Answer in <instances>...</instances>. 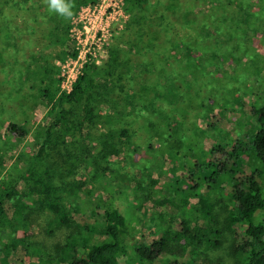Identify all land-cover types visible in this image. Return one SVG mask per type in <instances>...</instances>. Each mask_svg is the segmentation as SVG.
Instances as JSON below:
<instances>
[{
	"label": "trees",
	"instance_id": "16d2710c",
	"mask_svg": "<svg viewBox=\"0 0 264 264\" xmlns=\"http://www.w3.org/2000/svg\"><path fill=\"white\" fill-rule=\"evenodd\" d=\"M99 1L71 0L74 15L66 20L50 12L45 0H0V84L7 87L6 93L0 90V108L16 102L22 108L18 100L33 95L37 105L44 109L41 121L32 122L35 127L29 121H15L0 112V127L8 120L4 132L0 128V264H26L25 257L40 258L38 264H119L118 257L126 256L127 242L133 234L129 220L119 208L108 205L99 211L101 222L88 213L84 230L76 224V218L85 214L87 200L99 191L98 185L109 170L108 166L103 167L105 158L98 147L103 148L109 137L117 138L121 150L125 149L122 140L129 141L131 137L128 124L137 121L142 110L154 118L150 117L145 127L151 134L158 128H168L173 114L190 107L187 102L192 101L202 82L197 75L204 79L208 74L215 76L209 80V92L216 95L221 81L216 77L224 64L234 68L248 62V55L253 52L250 38L257 35V25L264 30V0H190L186 2L188 15L183 23L164 16L155 21L146 17L151 10L176 13L175 7L170 8L172 2L167 5L169 0H155V5L150 0H124L128 21L113 37V44H127L136 64L125 65L118 71L116 81L111 82L108 71L88 59L71 89L64 91L60 87L59 64L75 58L77 53L70 37L74 18L82 8L94 7ZM175 29L184 30L185 37ZM183 56L192 61L191 67L184 65ZM255 56L258 59L252 53L251 57ZM140 60L144 65H140ZM149 81L162 83L164 91H153L140 105L138 93ZM162 104L171 106L167 115ZM101 107L106 114L105 129L96 122ZM205 108L208 116L217 109L213 105ZM30 136L33 144L20 148ZM242 141L240 138L236 143L244 147ZM246 142L252 150L253 164L258 162L260 170L250 171L238 156L230 165L215 158L214 154L224 149L211 143L203 189L192 178L188 179L194 187L186 188L204 194L205 210H181L184 214L179 230L172 233L170 241L161 239L150 248L143 244L134 246L137 264H161V257L166 259L167 255L174 259L164 264H182L180 256L189 250L219 248L225 234L231 236L230 253L235 259L230 264H264V190L260 183V171L264 173V130ZM66 144L77 146L75 153L66 156L87 172L86 180H82L81 174L72 179L74 196L83 198L81 205L66 197L51 169V156ZM8 149L17 151L12 160L6 155ZM239 170L248 174L230 189L231 207L214 192L225 190ZM147 198L150 199L149 195ZM184 198L181 207L177 203L174 206L186 208L189 195ZM224 206L226 216L220 225L213 212ZM48 215V236L61 228L69 231L64 244L54 246L53 254L28 235L37 220ZM174 244L178 249L172 247Z\"/></svg>",
	"mask_w": 264,
	"mask_h": 264
},
{
	"label": "rangeland",
	"instance_id": "374dc122",
	"mask_svg": "<svg viewBox=\"0 0 264 264\" xmlns=\"http://www.w3.org/2000/svg\"><path fill=\"white\" fill-rule=\"evenodd\" d=\"M189 1L169 0L167 5L172 2L170 8L175 7L176 13L151 10L148 11L146 17L148 16L151 21H155L158 16H164L171 20L176 18V20H181V23H183L187 18L184 16L188 15L186 2ZM150 3L155 5V0H150ZM175 4L177 5L173 6ZM74 19L76 22L72 37L75 40L77 38V52L79 54L76 60H67L59 64L64 90L70 89L71 83L76 78L86 55H91V59L98 66L108 71L107 74L111 82L116 81L118 71L124 68L125 65L136 64L137 61L133 59L129 48L126 47L127 44L120 46L113 44V37L123 30L128 21L122 2L120 3L119 0H101L96 8H83L80 10ZM175 30L180 31L182 37H185L186 32L184 30ZM256 31H254V34L257 35L250 38V41H252L250 48L253 51L252 53L258 55V59L256 56L251 57V53L248 55L250 59L248 62L243 61L234 68L224 64L223 70L217 75L218 78L216 77V79L221 78L216 95L212 96L209 92L212 87L209 80L215 76L208 74V77H206L208 84L205 86L206 78L197 75L202 82L196 88V92L193 93L192 101L187 102L190 107L173 114L171 116L173 118L169 120L170 125L168 128H165V130L158 128L154 134H151L149 129L145 127L147 122L150 121V117L151 120H154V118L152 115H148L147 110H142L141 116H138L140 117L137 119L138 122L128 124L127 129L131 137L129 141L122 140L125 149L121 150L120 143H116L117 138L109 137L106 139L103 148L101 145L98 147L99 152L102 151L101 157L105 158V160H102L105 163L103 167L106 165L109 170L105 172L103 181L101 180L98 185L99 191L93 195V198L87 200L88 208L84 212L85 214H81L76 218V224L81 230H84L88 226V213L101 222L99 211H102L108 205L119 208L124 217L129 220L131 232L133 233L127 242L126 256L118 257L119 264H137L134 250V246L137 244H143L150 248L154 242H159L161 239L166 238L170 241L173 236L172 233L179 230L181 217L184 214L181 210L193 213H200L205 210L204 194L200 190L203 189L206 181L207 173L204 166L209 163L208 150L211 143L216 144V146L218 144L222 145L224 149V152L215 153V158L230 165L232 160L238 156L242 164L250 171L260 170L258 162L253 164L252 150L247 148L246 142L249 137L264 130V40H262L264 30L261 25L260 28L257 25ZM260 34H263V36H260ZM139 63L144 65L141 60ZM183 63L191 67L189 64H192V61L183 56ZM2 66L0 60V69ZM2 78L3 75L0 72V79ZM1 87V92L6 93V84ZM155 90L163 92V84L149 81L142 86L141 93H138V104L144 105ZM18 101L22 104V108L20 104L19 107L18 102L4 106L0 108L3 116L6 118L11 116V119L13 118L15 121H29L31 126H33L32 122L38 124L44 115V109L37 105L35 96L30 95L29 98L25 99L22 97ZM212 105L217 109L212 116H208L205 107ZM162 107L167 115L168 108L171 106L168 107L167 104H162ZM4 108L6 111L3 113ZM103 108L99 109V116L96 121L97 126L101 129H105L106 119ZM221 111L225 112L219 115ZM35 124L33 127H35ZM7 125L8 120L0 127L2 132H4ZM100 135H103V132L97 133V137ZM240 138L244 140V142L242 141L245 144L244 147L236 143V140ZM32 144L33 139L30 136L21 144L20 148ZM76 147L72 144L61 146L59 151L51 156L50 164L55 179L66 197L71 202L74 201V203L81 205L83 198L74 196L75 192L71 186L73 184L72 179L74 176L81 174L82 180H86L87 172L75 160L66 156L67 153H75L78 150ZM168 148L172 150V154H170ZM16 154V150L8 149L6 155L11 157L12 160ZM195 166L200 169L197 171ZM246 170H239L234 178L235 180L228 183L225 190L216 189L214 195L225 203H229L230 206L233 205L229 199V191L237 184L239 179L247 177L248 171ZM260 173L262 174L260 183L264 190V173L262 170ZM188 178H192L200 186V190L189 189L186 191L189 185H192V187L195 185L191 184ZM186 194L189 195L186 208L178 209L177 207H181L185 203L186 199L184 197ZM147 195L150 199L147 198ZM174 203L179 205L176 207ZM213 213L217 216L219 224L223 225V219L226 216L225 206L222 208L217 207ZM49 216L40 217L37 220V225L28 231V235L33 238L31 241L46 246L49 254H53L54 246L56 244L63 245L69 231L61 228L56 230L54 235L48 236L45 228L51 219V216ZM231 243V236L225 234L222 245L216 250H189L180 256L179 261L182 264L194 261L196 264H230L235 260L230 253ZM172 247L178 249L176 244ZM196 254H198V258ZM161 259H163L161 264H164V262L167 263L174 257L167 255L166 259L162 257ZM23 260L26 264H38L40 258L25 257ZM151 264L160 263L157 261Z\"/></svg>",
	"mask_w": 264,
	"mask_h": 264
},
{
	"label": "clouds",
	"instance_id": "9594fccd",
	"mask_svg": "<svg viewBox=\"0 0 264 264\" xmlns=\"http://www.w3.org/2000/svg\"><path fill=\"white\" fill-rule=\"evenodd\" d=\"M45 3L50 12L69 20L74 15L71 0H45Z\"/></svg>",
	"mask_w": 264,
	"mask_h": 264
},
{
	"label": "built area",
	"instance_id": "2783aa9c",
	"mask_svg": "<svg viewBox=\"0 0 264 264\" xmlns=\"http://www.w3.org/2000/svg\"><path fill=\"white\" fill-rule=\"evenodd\" d=\"M101 1V0H100ZM100 1H99V3L96 5V6H94V7H90V6H87V7H84V8H89V9H93V8H96L99 4H100ZM119 2L121 3L122 2V4H124V0H119ZM118 8H119V6H118ZM83 9V8H82ZM81 9V10H82ZM119 10V9H118ZM114 12H115V9H114ZM118 12V11H117ZM76 18V17H75ZM75 19H74V27H73V29L71 30V32H70V37H71V39L72 40H74L75 41V44H76V50L78 49V46H77V42L78 41H76L77 40V38H76V40L75 39H73V37H72V32H73V30L75 29ZM119 31V30H118ZM111 36H112V34H111ZM111 38V37H110ZM78 54H79V52H77L76 53V56H75V58H73V59H68V60H71V61H73V60H76L77 59V57H78ZM92 57H91V55H86V57H85V60H84V62L82 63V65H81V67H80V69H79V71H78V74H77V76L79 75V73H80V71H81V69H82V67H83V65L86 63V61L88 60V59H90V60H92L91 59ZM67 61V60H66ZM65 61V62H66ZM94 61V60H93ZM64 63V62H63ZM62 64V63H61ZM77 76H76V78H77ZM76 78L74 79V81L76 80ZM73 81V82H74ZM73 82L71 83V86H72V84H73ZM60 87H61V89L62 90H64L63 88H62V76H61V84H60ZM70 89H71V87H70ZM69 89V90H70ZM69 90H64V91H69Z\"/></svg>",
	"mask_w": 264,
	"mask_h": 264
}]
</instances>
